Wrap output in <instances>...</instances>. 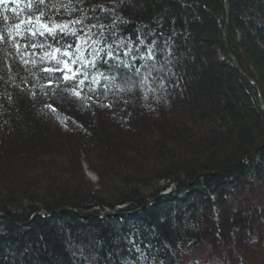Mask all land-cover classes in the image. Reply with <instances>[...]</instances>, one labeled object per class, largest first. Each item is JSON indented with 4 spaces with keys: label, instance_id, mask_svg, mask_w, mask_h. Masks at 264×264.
Here are the masks:
<instances>
[{
    "label": "trees",
    "instance_id": "1",
    "mask_svg": "<svg viewBox=\"0 0 264 264\" xmlns=\"http://www.w3.org/2000/svg\"><path fill=\"white\" fill-rule=\"evenodd\" d=\"M223 5L224 0H10L0 4V264H51L53 240L46 238L50 229L58 232L55 248L71 264H178L183 251L209 240L212 231L194 239L190 229L204 213L225 206L234 187L243 182L249 193L264 188V147L249 155L252 146L264 142V114L257 91L264 99V0H228L224 35ZM42 25H68V29L31 35L44 31ZM226 50L253 82L236 70ZM172 66L183 70L173 72ZM161 69L168 78L162 77ZM74 73V79H64ZM177 81L187 89L186 98L174 102V119L185 120L181 125L169 129L168 124L159 127L157 121L148 122L137 132L126 129L116 134L132 143L128 150L120 149L124 148L120 139L110 140L102 118L105 111L113 124L120 121L126 126L138 106L137 96L128 94L136 87L145 94L143 100L150 105L145 113L152 121L160 107L155 97L169 94L160 86L169 90ZM130 84L135 86L125 89ZM74 90L80 95H73ZM36 121L53 132L40 133L33 126ZM190 128L199 133L191 135ZM160 130L172 133V138L167 137L171 142L196 138L188 148L195 159L178 158V152L161 140L165 136L157 134ZM47 140L55 147H47ZM92 145L97 152L83 151ZM67 152H73L72 160L64 158L72 165L69 172L64 170L59 177L54 171L35 174L36 165H51ZM31 153L32 160L39 161L32 171L26 169ZM50 154L54 157L45 159ZM88 155L94 159L90 163L81 157ZM244 156L249 161L240 176L226 182L215 175L219 171L236 174ZM190 161L208 168L203 169L208 174L196 177L199 171L192 172ZM80 162L97 178L98 189L83 184L86 174ZM254 164L261 175L258 179H254ZM71 175L76 176L74 185ZM162 180L166 182L160 191L174 181L193 184H179L176 193L128 218H90L100 206L140 208L158 196L155 185ZM39 210L58 214L50 219L34 216ZM74 245L82 255L72 254Z\"/></svg>",
    "mask_w": 264,
    "mask_h": 264
},
{
    "label": "rangeland",
    "instance_id": "2",
    "mask_svg": "<svg viewBox=\"0 0 264 264\" xmlns=\"http://www.w3.org/2000/svg\"><path fill=\"white\" fill-rule=\"evenodd\" d=\"M130 1L132 2V0H130ZM175 65L180 66L177 63ZM172 67H173V69H172L173 72H175V71L180 72L181 70H183V69H181L182 67L180 69L175 68L174 66H172ZM196 68H197V66H196ZM198 68H200V67H198ZM168 71H169V69H168ZM161 72L165 73L164 70H162V69H161ZM181 73L184 74L183 72H181ZM133 79H135V77ZM170 82H171V79L168 81L167 84H169ZM177 82L179 84L176 85L175 87L171 86L169 90H167L165 88V90L168 91V93H169L168 95L164 94V96L155 97L154 103H155L156 107H158V106H160V107H159V109L154 110V112L156 113L155 114L156 118L152 119V121H150L149 116H144L145 115L144 113L146 111L145 107H147V108L150 107L148 102L147 103L145 102L146 98H144V100H143V97H145V94H143L136 87L132 90L133 92L128 93L126 91L128 94H133V95H135V97L136 96L138 97V99L136 97V100L138 102V106H136L134 108L136 112L134 111L133 116H131V118H128L129 120H128L126 126L121 124V122L119 120H118L119 125L113 124L110 121V119L106 117V114H108V112H106V111L104 112V114L102 115V118H104L105 126L109 127L108 131H106V132H107V134H110L109 135L110 140L112 139L113 142H115V141L117 142L121 136L120 135L117 136L116 134H118V133L122 134V132H124V130H126V129L132 130V131L134 130V132L139 131L138 129L142 130L144 128V124H146L147 122H156L157 121L156 124L159 127H162V126L168 124L169 129H171L172 126L176 125L175 123H178L181 125V123H183L185 120H183V118L182 119H178V118L174 119L175 118L174 102L176 99H180L181 96L184 97L185 95H187V89L185 87L186 84L184 82L183 83L181 81L180 82L177 81ZM133 86H135V85H133V84L126 85L125 89L126 88H132ZM120 92H122V91H120ZM139 96H141V97H139ZM172 98H173V101H172ZM184 98H186V97H184ZM147 100H149V98ZM184 105L185 104L182 103L181 106H184ZM104 107H105L104 105L98 107L99 108L98 113H101L100 110H102ZM131 108H132V105H131ZM96 111H97V109H96ZM38 123H39V121H36L33 126H35L36 130H38L40 133L44 134V133H46L47 130H49V132L50 131L53 132V129L51 127L48 128V126H45L46 129H43L42 127H40L41 125ZM130 127H131V129H130ZM188 131H190L191 135H194V133H195V135H197V133H199L198 130H195L193 128L188 129ZM134 132H132V133H134ZM154 132H155V130H154ZM160 132H161V130H160ZM160 132L157 133V134H159L160 137L165 136V139H161V140H163V141L165 140V142H167L170 147H173L172 148L173 150H176L178 152V158L183 159L185 157V159H187V160H191V159L195 158L194 153H192L193 151L188 150V148H189L190 143L196 142V138L194 140V137L191 136L192 137V138L190 137L191 139L188 138L189 140L186 139L181 143L179 141H173L174 140V138H173L172 142H171L170 139H168L167 137L172 138V133L164 134L163 131L161 133ZM112 133H114V135L111 136ZM153 137H158V135H153ZM122 140L123 139H120V142H123L125 150H128L127 148L132 147L131 142H126V141H122ZM128 140H131V139H128ZM47 141H48L47 147L54 146L52 140H47ZM157 141H158V139H157ZM140 142H141V140H140ZM160 143H161V141H160ZM108 150H109V148H108ZM67 151L69 152V150H67ZM68 152L60 160H54L55 162L54 161L51 162L53 165H55V167L59 166L58 168H49V167H51L52 164L47 165V166L41 165L40 166L41 169L43 168V170H45L43 173H47V175H48L49 172L54 171V173L59 174L64 170H66V171L70 170L72 165H70V163H68L66 161L64 162L65 157L66 158L69 157V160L72 158L73 152H70V153H68ZM10 154H12V151L10 152ZM115 154H117V153L115 152ZM30 156L32 157V153L30 154ZM90 156L91 155L81 156V157L82 158L86 157V160L90 163L91 160H94ZM53 157H54V154H50V155H47V157L45 159L51 160ZM59 162L63 163L64 166L62 167L59 164ZM27 163L29 165L26 167V169L32 171V169L35 167L36 162L34 160H32V158H30V159H28ZM81 165H82V162H80L79 166H81ZM69 166H70V168H68ZM83 166L87 169L85 164ZM140 166H142V163ZM141 168H143V166ZM86 169L83 168V170H84L83 173L86 174V180L84 181L83 184L89 186V188H94V187H96L94 184L95 176L92 175V173H90ZM61 175L62 174H59V175H57V177H59ZM69 179H71V183L74 185L73 182L76 180V176L71 175V177ZM158 182L160 183V185H162L166 181L162 180V181H158ZM244 183L245 182H243V184ZM77 184H78V182L76 181L75 186H78ZM243 184H242V186H235L234 187L233 195L231 196V198H229L227 200V204H228L227 207H229V208L224 207V206L215 207V209L211 212L212 219L214 221H216L215 223H217L216 225L210 224L211 214H210V212H208V213H204V217L201 219V221L198 223L197 226H195V225L190 226V229L192 228V230H194V232L192 233L194 235V239L199 238V236L205 235V234L209 233L210 231H212V232H211L210 236L208 235L210 237L209 240L201 242L198 245V247L195 248V250L188 249V250L183 251L181 253V255L177 257L178 264H264V189L263 190H258V189L255 190L254 189V190H251V192L249 193L247 191H244L245 190L244 188H247V186L244 187ZM96 189H98V188L96 187ZM239 190H241V191H239ZM236 192H238L237 196H236ZM99 193L102 194V191H100ZM249 196L251 198V201H253V204H255V208H256L255 209L253 207L254 209L251 210L252 213L250 212L251 208L248 206L249 203L246 201H243L244 198L249 197ZM229 210H232V214L228 213ZM113 211H114L113 209L108 208L106 206H100V208L98 209V212H100L102 214H106L107 212L110 213ZM241 213L242 214L245 213L246 215L249 214V221L247 223L248 226L246 227L247 229L244 228L242 231H240L241 230L240 229L239 231H237L233 235H231L233 233V229L234 228L238 229V226H242L241 222H244V220H245L246 215L243 218H241V216H240ZM86 232H87V230L85 229V233ZM54 233L58 234V232H56V231H54ZM200 240H202V239H200ZM48 241H50V239H48ZM72 248H73V253L71 250L72 254L79 255V256L82 255L81 254L82 249L78 245H74ZM53 252L55 254L57 253L59 255L61 251L59 252V249L56 248V250H53ZM89 258H91V256H89ZM60 264H71V261L68 260L67 258H65V256H64V260H61Z\"/></svg>",
    "mask_w": 264,
    "mask_h": 264
},
{
    "label": "bare ground",
    "instance_id": "3",
    "mask_svg": "<svg viewBox=\"0 0 264 264\" xmlns=\"http://www.w3.org/2000/svg\"><path fill=\"white\" fill-rule=\"evenodd\" d=\"M140 74H141V76H143L142 75V73H143V71H140L139 72ZM152 75H154L155 77H159V73H156V72H154V73H152ZM170 76V75H169ZM162 77L164 78V79H166V78H168V76H167V74L166 73H163V75H162ZM165 86L166 85H163L162 84V86H160L161 87V89H165ZM167 89H168V87H167ZM258 106H259V109H261V110H263V114H264V107L262 106H260V102H259V104H258ZM159 112V111H158ZM145 115L144 116H148V114L147 113H144ZM131 116H133V114H131L130 115V117ZM147 125H148V122H147ZM93 144V143H92ZM257 145H255V147L254 146H252V149H249V155L252 157V156H255V154H256V150L257 149H260V148H263L264 147V142H263V144H259L258 145V147H256ZM90 149L92 150V152L90 151ZM120 149H124V148H120ZM125 150V149H124ZM83 151H85L86 153H88V154H93L94 152H97L98 150H97V147H95L94 145H92V148H91V146H85L84 147V149H83ZM32 158V157H31ZM197 159H199V160H197L196 162H200V160H201V158L200 157H196ZM195 159V158H194ZM249 158L247 157V156H244V158L242 159V162H243V165H241V168L240 167H238V169H236V174H226V173H224V172H222V171H219L218 173H215V175L216 176H218V178H222V179H224L226 182H228V180H231V178H233V177H237V176H239L240 175V173L245 169V166H246V164H248V160ZM34 161L35 162H39L37 159L35 160L34 159ZM191 162V166H190V169L192 170V172H197V171H199V174L196 176V177H198V176H200V175H202L203 176V174L204 175H206V174H208V172L207 173H205V171L204 170H206L207 171V169L208 168H204V167H201V165H200V167H199V164H196V165H194L193 164V162L192 161H190ZM256 162H258V161H256ZM256 162H255V164H256ZM261 162V161H260ZM36 164V163H35ZM255 164L253 165L254 166V168H253V174H254V179H258L259 178V176H261V175H259L258 174V172L256 171V169H255ZM258 165H262V166H264V162L262 161V164H260L259 162L257 163ZM42 164H38V165H36V167L35 168H37L38 170L35 172V174L36 173H41L42 171L41 170H43V168L41 169V166ZM51 168V167H50ZM204 169V170H203ZM200 172L202 173V174H200ZM210 173H212V172H210ZM195 175H196V173H195ZM263 177H264V175H263ZM155 188H156V190L157 191H159L158 192V196H160L161 195V191L160 190H162V186L160 185V183H157L156 185H155ZM232 193H234V192H232ZM237 193L238 192H236V196H237ZM210 198L212 199V196H210ZM213 201V200H212ZM243 201H246V202H248L249 203V207L251 208L250 209V212H251V210H253L254 208H255V204H253V201H251V199L249 200V198L248 197H246V198H244L243 199ZM157 202H159V198H153L152 200H150V201H146L142 206H140V208H138V209H135V210H133V213L134 214H136V213H141V211H144V210H147V209H149V208H151V207H149V206H151L152 205V203L153 204H155V203H157ZM227 203L225 204V206L224 207H227ZM165 206H170V204H166ZM254 207V208H253ZM227 208H229V207H227ZM256 209V208H255ZM41 213H43V214H45V212L43 211V210H39ZM63 211V209H61V210H59V211H57V212H59V213H61ZM69 212H72V211H69ZM249 212V211H248ZM229 214H232V210H229V212H228ZM252 213V212H251ZM47 214V213H46ZM45 214V215H46ZM51 215V216H53L54 214H58V213H56V212H54V211H50L49 213H48V215ZM98 214H101L100 212L99 213H90V218H92V217H98L99 215ZM246 214L245 213H241V218H243L244 216H245ZM103 216L105 217V218H107L108 217V213H106V214H103ZM130 217V216H129ZM152 221H155V219H152ZM248 221H249V214H247L246 216H245V220H244V222H241V224H242V226H238V229L236 228L235 229V232H237V231H239L240 229V231H242L244 228L245 229H247L246 227L248 226ZM216 221H214L213 219H212V217H211V219H210V224H213V225H216L217 223H215ZM157 225V224H156ZM46 232H48V234H46V238H47V235H48V239H52L53 241L51 242L52 244H53V250H56V248H55V246H56V240H57V235L54 233V232H52V230L50 229V230H47ZM48 239H47V241H48ZM15 254H16V252H14ZM1 255H3V253H2V251H1ZM51 257H50V263L51 264H60V261L61 260H64V256H61V254H55L53 251H51Z\"/></svg>",
    "mask_w": 264,
    "mask_h": 264
},
{
    "label": "snow or ice",
    "instance_id": "4",
    "mask_svg": "<svg viewBox=\"0 0 264 264\" xmlns=\"http://www.w3.org/2000/svg\"><path fill=\"white\" fill-rule=\"evenodd\" d=\"M40 3H44V0H39ZM39 19V18H37ZM77 23H79V21H77ZM44 31H39V30H36V31H32L31 32V35L35 36L37 34L43 36L45 34V32H47L48 34L52 35L55 33V31L57 30V28H59L60 31H65L68 29V25H63V26H53V27H48L47 25H42L41 26ZM2 38V37H0ZM19 48V46H17ZM32 47H36V45H32ZM59 51V50H57ZM65 55H70V53H65ZM109 55H112L111 53H109ZM75 63V61H73ZM85 63H88V61H85ZM65 67H67V64L65 63ZM60 71H63V69H59ZM45 71H51V69H45ZM75 78V73L73 74V76H68V75H65L64 76V79L65 80H68V79H74ZM49 83L51 84V81H49ZM83 83V81H81V84ZM73 95H76V96H79L80 93L78 91H73ZM51 107V105L49 106Z\"/></svg>",
    "mask_w": 264,
    "mask_h": 264
},
{
    "label": "water",
    "instance_id": "5",
    "mask_svg": "<svg viewBox=\"0 0 264 264\" xmlns=\"http://www.w3.org/2000/svg\"><path fill=\"white\" fill-rule=\"evenodd\" d=\"M224 8H225V19H226V22H227L228 21V14H229L228 0H225V6H224ZM224 29H225V27H224ZM224 29H223V31H225ZM227 53H228V56H229L231 62L236 66V68L238 69V71L241 73V70H240L238 64H236V62H235L232 54L229 53V52H227ZM244 77L246 78V80L252 82V80L250 78H248L247 76H244ZM259 97L261 98L260 99V106L262 107L263 106V97H261L260 92H259Z\"/></svg>",
    "mask_w": 264,
    "mask_h": 264
}]
</instances>
